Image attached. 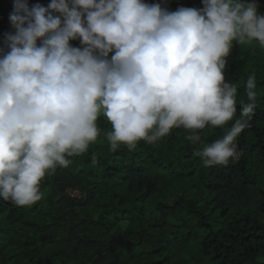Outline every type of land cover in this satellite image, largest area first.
<instances>
[{
  "label": "clouds",
  "instance_id": "1",
  "mask_svg": "<svg viewBox=\"0 0 264 264\" xmlns=\"http://www.w3.org/2000/svg\"><path fill=\"white\" fill-rule=\"evenodd\" d=\"M202 2L170 11L145 0H14V32L0 55V199L39 202L45 177L97 142L101 116L111 151L155 144L181 127L199 141L200 130L234 120L196 155L206 167L238 160L257 77L247 79L249 102L237 118L238 89L225 69L234 43L264 50V14L256 0Z\"/></svg>",
  "mask_w": 264,
  "mask_h": 264
},
{
  "label": "trees",
  "instance_id": "2",
  "mask_svg": "<svg viewBox=\"0 0 264 264\" xmlns=\"http://www.w3.org/2000/svg\"><path fill=\"white\" fill-rule=\"evenodd\" d=\"M50 2L28 0L30 7ZM145 2L170 11L204 6ZM256 3L264 14V0ZM13 7L14 0H0V55L9 51L4 34L14 32ZM70 43L81 47L79 39ZM227 60L237 118L240 102H249L247 79L257 77V107L237 138L238 160L206 167L196 155L234 120L200 130L199 141L181 127L155 144L111 151L105 136L111 124L101 116L97 142L45 177L39 202L26 207L0 199V264H264V50L234 43Z\"/></svg>",
  "mask_w": 264,
  "mask_h": 264
},
{
  "label": "rangeland",
  "instance_id": "3",
  "mask_svg": "<svg viewBox=\"0 0 264 264\" xmlns=\"http://www.w3.org/2000/svg\"><path fill=\"white\" fill-rule=\"evenodd\" d=\"M73 194H74V195H78L79 193H78V192H74Z\"/></svg>",
  "mask_w": 264,
  "mask_h": 264
}]
</instances>
